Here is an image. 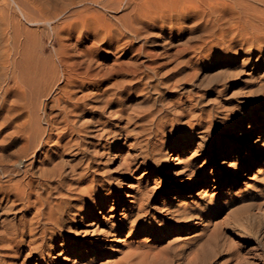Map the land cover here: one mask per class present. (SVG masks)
<instances>
[{
    "label": "rangeland",
    "instance_id": "rangeland-1",
    "mask_svg": "<svg viewBox=\"0 0 264 264\" xmlns=\"http://www.w3.org/2000/svg\"><path fill=\"white\" fill-rule=\"evenodd\" d=\"M231 1L0 0V164L3 163L0 165V197L7 193L14 180H28L25 171H22L26 168L22 167L21 172H17L16 164L24 158L25 163L33 161L30 160L32 150L42 135L41 130L48 128V118L55 111L64 110L61 106L64 101L59 97L69 87L65 86L64 76H60L66 70L75 77L73 80H77L75 97L86 94L89 97L85 103L94 104L92 106L105 104V120L109 123V129L102 137L96 132L99 134L97 137L84 141L85 144L90 143V146H86L85 153L74 160H71L74 158L71 154L63 155V159L59 158L65 162V177L68 180L73 176L74 167H70L75 166L73 162L85 167L86 159L89 161V157L98 156L99 164L103 165V180L118 197L115 201H112V197L107 200L105 216L124 221L131 214L139 216L141 213V226L147 224L150 228L153 225L155 230L150 235L149 230L128 233L126 229L116 239L121 241L124 249L129 250L131 245V249L159 253V249L163 248L169 254L177 249L184 251L183 255L186 257H189L191 250H196L199 255L194 261L197 264H242L233 256L235 252L252 257L257 252V240L264 242V0H253L254 4L251 0ZM206 2L211 6L207 5L206 8ZM80 80L89 86L83 93ZM109 88H112L111 92ZM114 95L118 96V100ZM51 104L54 108L57 106L56 110ZM67 106L72 105L67 103ZM67 109L65 111L69 113L71 108ZM65 111L59 117L61 120ZM97 115L84 114L79 117L78 122L96 123L100 117ZM218 120L227 124L226 132L219 138L210 140L207 136L208 125L210 122L215 124ZM32 124H39L36 128L33 127L35 135L31 130ZM60 125L62 124L58 123L53 130L59 132L62 128ZM158 127L164 131L161 134L164 137L158 135V141L164 144H159L155 156L149 158L147 153L150 149L146 148L152 147L156 139L154 130ZM22 129L27 132L24 133ZM204 129L206 131L202 132ZM151 133L154 136L149 137L148 141L146 137ZM25 136H28L27 139ZM250 136L254 143L245 150L241 167L224 168L226 153L220 155L216 150L223 144L233 148ZM109 140L108 144L106 141ZM104 144L107 148L101 146ZM50 145L53 147L52 143ZM140 148L143 151L141 155ZM205 148L216 152L206 153ZM137 153L144 157L140 160L145 159V163L131 178L125 177L128 173L125 161L127 157H134ZM259 154H262V159L257 162ZM43 157L38 158L43 160ZM188 160H191L190 166L185 162ZM38 162L35 169L39 165L45 168L43 163L41 165ZM248 164H253L251 169L245 167ZM97 168L88 173L98 174ZM236 170L240 171L239 182L234 181ZM36 176H33L34 195L47 194V189L39 183L41 178ZM106 176L107 180H113H105ZM178 179L184 182L180 184ZM191 182L198 184L195 191L182 192L180 197H175L177 187L186 188ZM129 193L136 195L139 201ZM34 197L33 199L36 198ZM54 197H59V193L55 192ZM16 200L17 197L11 194L0 201V264L74 263L72 258L68 261L57 259L60 250L52 251L50 242L47 248L49 250L46 249L50 257L41 261L38 260L39 255L33 254L28 247L26 249L22 242L28 238L31 240L32 237L24 239L19 231L20 233L13 234L17 235V241L14 240L12 233L17 232L15 229L26 214L23 208L25 201ZM10 204L12 209L9 208ZM143 211L146 215L142 214ZM100 217L98 215L95 221L100 220ZM238 224H243L246 228L244 231L233 232L237 230ZM11 237V241L6 240ZM229 240L237 246V250H231L232 253L224 248ZM16 243L21 245L22 252L33 254L30 261L26 262L24 259L25 253L17 254L19 246ZM84 245L87 249L93 247L86 243ZM116 258L117 256L102 255L97 264H107ZM188 259L185 264H191Z\"/></svg>",
    "mask_w": 264,
    "mask_h": 264
},
{
    "label": "bare ground",
    "instance_id": "bare-ground-1",
    "mask_svg": "<svg viewBox=\"0 0 264 264\" xmlns=\"http://www.w3.org/2000/svg\"><path fill=\"white\" fill-rule=\"evenodd\" d=\"M228 1V0H227ZM233 1V0H232ZM231 1V2H232ZM247 1V0H246ZM250 1V0H249ZM256 0H254L255 2ZM208 2V0H207ZM207 2H206V8H207ZM230 2V3H231ZM251 2L253 3V0H251ZM204 3V2H202ZM205 4V3H204ZM227 4V2H226ZM254 4V3H253ZM221 5V4H220ZM230 5V4H229ZM256 5V4H255ZM208 6H211L208 5ZM227 6V5H226ZM238 6V5H236ZM259 6V5H258ZM235 7V6H234ZM262 7V6H261ZM205 8V9H206ZM218 8V7H217ZM226 8V7H225ZM264 8V7H263ZM229 9V8H227ZM242 9V7H241ZM204 10V9H203ZM209 10V9H208ZM212 10V9H211ZM220 10V8L218 9V11ZM224 10V9H223ZM252 10V9H250ZM254 10V9H253ZM257 10V9H256ZM227 11V10H226ZM225 11V12H226ZM208 12V11H207ZM222 12V11H220ZM206 13V12H205ZM213 13V12H212ZM224 13V12H223ZM233 13V12H232ZM249 13V12H248ZM239 14V13H238ZM221 15V14H220ZM227 15V14H226ZM234 15V13H233ZM236 15V14H235ZM234 15V16H235ZM224 16V15H223ZM228 16V15H227ZM232 16V15H231ZM242 16V15H241ZM226 18V17H224ZM229 18V17H227ZM231 18V17H230ZM243 18V17H242ZM251 19V17H249ZM256 18V17H255ZM245 19V18H244ZM257 19V18H256ZM225 20V19H224ZM230 20V19H228ZM246 21V20H245ZM259 21V20H258ZM261 21V20H260ZM235 22V21H234ZM252 22V20H251ZM255 22V21H254ZM259 24V23H258ZM227 26V25H226ZM243 26V25H242ZM224 27V26H223ZM231 28V27H230ZM251 29V28H250ZM220 30V29H219ZM243 30V29H242ZM218 31V30H217ZM216 32V31H215ZM222 32V31H221ZM248 32V31H247ZM214 34V32H212ZM220 32L217 33V35H219ZM231 33V32H230ZM249 33V32H248ZM228 34V33H227ZM229 35V34H228ZM237 35V34H236ZM253 36V35H252ZM219 37V36H218ZM243 37V36H242ZM235 39V37H234ZM250 39V38H249ZM237 41H240V39H237ZM243 41V40H241ZM235 43V42H234ZM237 43V42H236ZM235 43V44H236ZM244 43V41H243ZM248 43V42H247ZM240 44V43H239ZM246 44V43H245ZM233 45V44H231ZM238 45V44H237ZM244 45V44H243ZM246 46V45H244ZM248 46V45H247ZM255 46V45H254ZM250 47V46H249ZM239 48V47H238ZM255 48V47H254ZM211 49V48H210ZM209 49V50H210ZM245 50V48H244ZM213 51V50H212ZM66 58V57H65ZM67 59V58H66ZM71 60V59H70ZM89 60V59H88ZM94 60V59H93ZM260 60V59H259ZM62 61V59H61ZM79 61V60H78ZM77 61V63H79ZM86 61V60H85ZM97 61V60H96ZM67 62V60H66ZM87 62V61H86ZM101 63V61H100ZM104 63V62H103ZM138 63V62H137ZM85 64V63H84ZM88 64V63H87ZM95 64V63H94ZM254 64V63H253ZM82 65V64H81ZM143 66V64H141ZM63 66V65H62ZM80 66V65H79ZM138 66V65H137ZM74 67V65H73ZM89 67V66H88ZM62 68V67H59ZM58 68V69H59ZM64 68V67H63ZM53 69V68H52ZM70 69V68H69ZM60 70V69H59ZM64 70V69H63ZM47 71V70H46ZM51 71V70H50ZM55 71V70H53ZM72 71H74V69H72ZM75 72V71H74ZM142 72V71H141ZM49 73V72H48ZM54 73V72H53ZM60 73V72H59ZM76 73V72H75ZM74 74V73H73ZM77 74V73H76ZM80 75V74H79ZM66 79V87H69V89L67 91H65L62 95V97H59L60 100L64 101V103L62 102L61 106L64 109L63 111H65V109H67V103H71V108L70 112L68 113V111L64 112V115L62 116V120L61 118H59L61 116V114L63 113V111H58L54 114H52L51 117L48 118V128L42 129L40 128L41 132V136L39 138V140H37L38 142L36 143V147L34 150H32L31 153V158L30 160L33 159L32 162L30 163H25L26 159H21L17 162V166L18 168H16L17 172H21L22 167H25V174L28 177L27 181L21 180V179H16L13 181L12 186L10 187V189L7 191V193L0 199V201L2 202V199L5 200L6 198H8L9 195H14L17 197V199L19 200H24L25 201V205H24V209L26 210V214L24 215L25 217L20 219L19 222V226H15L16 229L15 231H17L16 233H12V235L20 233L19 231H21L22 235L28 238V237H32L31 240H23L22 242H24V245L27 247L32 249L33 254L37 253L39 255L38 260L44 261L47 257H50V253L46 251V249L48 248L49 242L51 244V250H60V253L57 254V259H64L66 261H68L69 258H72L74 260V263L69 262L67 264H97V262L99 261L98 259L100 257H102V255H106V257L109 256H117L116 260H112L110 262H108L107 264H185L186 263V259L189 258V263H193L197 264V261H194L196 259V257L199 255L198 252L191 250L189 257H186L183 255V253H185L184 251H177L176 252H172L169 254V252H166V250H162L159 249L160 247H156L158 248L160 251L159 253H153L152 250H138V249H131V245H130V249L129 250H125L123 245L121 244V241L118 242L116 239L117 237H119L118 235L121 234L123 231H125L126 229H128V233H135L137 231L141 232V231H151L150 235L154 234V228L153 225H150V228L147 226V224L143 226H141L142 222H141V218L142 215L139 214H131L130 216H128V218H126L127 220L124 221H118L114 218L111 217H107L104 214V211L106 210V204H107V200L109 198L112 199V201H115L118 197L115 191H111L110 187L107 186V182H105L103 179V174H101L103 172V169L98 162V156H94V158L89 157V161L87 160V163L85 165V167H82L81 165H79V163L77 164L75 163V166H70V167H74L73 168V172L72 175L75 177L74 179L72 178L73 176H71V179L67 180V177H65V173H64V166H65V162L63 163L62 160H60L62 157L63 159V155H67V154H71V156H73L74 158L71 160H74L75 158H77L79 155L84 154L85 153V148L86 146H90L89 144H85L83 143L84 141H89V138L97 137V135L101 134L100 136L102 137L107 131L108 133V129H109V123L107 120H105V113H106V108H105V104L103 106H101V104H98V106H92L89 105L88 102L85 103V100L87 97L85 95H81V96H77L75 97V93L77 92L76 89L77 88V80H73L74 78L72 77V74L69 71H62V75L60 77H63ZM76 76V75H74ZM16 77V76H15ZM78 77V76H77ZM63 78V79H64ZM73 78V79H72ZM80 79V78H78ZM84 80V79H83ZM64 81V80H63ZM81 81V80H80ZM83 81H81V89L83 90L82 93L84 92L85 88H89V86H87L85 83H82ZM104 82V81H103ZM79 83V84H80ZM90 83V82H89ZM95 83V81H94ZM105 84V83H104ZM93 85V84H92ZM98 85V84H97ZM64 86V85H63ZM92 87V86H91ZM110 89V88H109ZM108 89V90H109ZM62 90V89H61ZM65 89L63 88V91ZM80 90V89H79ZM88 90V89H87ZM103 90V89H101ZM105 90V89H104ZM112 88L110 89L109 92H111ZM116 90V89H113ZM120 91V90H119ZM118 91V92H119ZM90 92V91H89ZM96 92V90H95ZM99 93V91H97ZM105 92V91H102ZM101 92V93H102ZM121 92V91H120ZM80 93V92H79ZM137 93V92H136ZM116 94V93H115ZM88 95V94H87ZM93 95V94H91ZM117 95V94H116ZM123 95V94H122ZM121 95V96H122ZM127 95H129L127 93ZM94 96V95H93ZM105 96V95H104ZM111 96V94L109 95ZM58 97V96H57ZM101 97V96H100ZM114 97H116L114 95ZM118 97V96H117ZM115 98L116 100H118V98ZM91 98V97H90ZM95 98V97H94ZM104 98V97H103ZM102 98V99H103ZM107 99V98H106ZM105 99V100H106ZM122 99V98H121ZM111 99H108V101ZM114 100V99H113ZM57 101V100H56ZM54 100V102H56ZM112 102V101H111ZM116 102V101H115ZM122 102V100L120 101ZM58 103V102H57ZM61 103V102H60ZM58 103V104H60ZM124 103V102H123ZM117 104V103H116ZM52 105V104H51ZM53 107V105H52ZM60 107V106H58ZM110 107V106H109ZM123 107V106H122ZM51 108V107H50ZM54 108V107H53ZM57 108V106H56ZM56 108H54L56 110ZM61 108V107H60ZM119 108V107H118ZM228 108V107H225ZM235 108V107H234ZM233 108V109H234ZM67 109V110H68ZM224 109V108H222ZM232 109V110H233ZM52 110V109H51ZM50 110V111H51ZM115 110V109H114ZM154 110V109H153ZM110 111V110H109ZM113 111V110H112ZM112 111L110 113H112ZM225 111V110H224ZM228 111V109H227ZM226 111V112H227ZM151 112V111H150ZM217 113H219L218 111H216ZM222 112V111H221ZM98 114L100 117L96 120V123H91L87 122V123H82L79 124L78 120L79 117H81L84 114ZM108 113V112H107ZM121 113V112H120ZM224 113V112H223ZM113 114V113H112ZM115 114H117V109ZM115 114H113V116H115ZM216 114V113H215ZM46 115V114H45ZM97 115V116H98ZM214 115V113H213ZM111 116V117H113ZM118 116V115H116ZM126 116V113H125ZM226 116V115H225ZM224 116V117H225ZM96 117V116H95ZM107 117H110L107 116ZM121 117V116H120ZM119 117V118H120ZM219 117V116H218ZM83 118V117H82ZM92 118V117H91ZM117 118V117H116ZM212 118V117H211ZM215 118V117H214ZM220 118V117H219ZM222 118V117H221ZM60 119V121H59ZM213 119V118H212ZM227 119V116H226ZM89 120V118H88ZM92 120V119H90ZM206 120V119H204ZM203 120V121H204ZM210 120V119H209ZM208 120V122H209ZM225 120V119H224ZM110 121V120H109ZM123 121V120H122ZM62 122V123H61ZM84 122V120H83ZM93 122V121H92ZM120 122V121H119ZM207 122V121H205ZM207 122V124H208ZM47 122H45L46 124ZM62 124L60 125L59 132L58 130H53L54 127L56 128L57 124ZM117 123V122H115ZM199 123V122H198ZM44 124V126H45ZM113 124V123H112ZM119 124V123H118ZM124 124V122H123ZM33 125V124H32ZM31 125V126H32ZM39 125V124H38ZM37 125V126H38ZM114 125V124H113ZM121 125V124H120ZM159 125V124H158ZM157 125V126H158ZM195 125V124H192ZM204 125V124H203ZM37 126H32L31 130L33 132V127H37ZM41 126V124H40ZM47 126V125H46ZM45 126V127H46ZM122 126V125H121ZM209 127V132H208V137L210 140L212 139H216L219 138L221 135H223L226 132L227 129V124H225L222 120H218L215 124H213V122L209 123L208 125ZM30 127V126H28ZM28 127L26 129H28ZM59 127V125H58ZM57 127V128H58ZM123 127V126H122ZM166 127V126H164ZM207 127V126H206ZM39 128V127H38ZM200 128V127H199ZM120 129V128H119ZM124 129V127H123ZM134 129V128H133ZM136 129V127H135ZM139 130V128H137ZM141 129V127H140ZM150 129V128H149ZM156 129V128H155ZM192 129V128H191ZM201 129V128H200ZM111 130V129H110ZM23 131V129H22ZM26 131V130H24ZM23 131V132H24ZM57 131V132H56ZM119 131V130H118ZM136 131V130H135ZM153 131V130H150ZM149 131V132H150ZM206 129L202 130V132H205ZM27 132V131H26ZM36 132V131H35ZM47 132V133H46ZM96 132L99 134H96ZM110 132V131H109ZM112 132V131H111ZM155 141H153V145H152V149L147 147L146 149H150L148 151V157H152L153 155L155 156V152L158 151L157 148L160 147L159 144H162L158 141V135H161L163 131V129H161L160 127L157 128V130L155 131ZM198 132V131H197ZM228 132V131H227ZM25 133V132H24ZM29 133L31 134V132L29 131ZM39 133V132H38ZM46 133V134H45ZM124 133V132H123ZM153 133V132H152ZM150 134L149 136L146 137V139L149 141V137H151L153 134ZM201 133V132H200ZM233 133V132H232ZM111 134V133H110ZM113 134V133H112ZM111 134V135H112ZM115 134V133H114ZM126 134V132H125ZM22 135V133H21ZM20 135V136H21ZM33 135H35V133L33 132ZM106 135V134H105ZM121 135V134H120ZM119 135V136H120ZM136 135V132H135ZM258 135V134H255ZM24 136V135H23ZM22 136V137H23ZM99 136V137H100ZM109 136V135H108ZM128 136V135H127ZM154 136V135H153ZM162 137H164L163 135H161ZM205 136V135H204ZM28 136H25V138L27 139ZM32 138V136L29 135V138ZM38 137V136H37ZM143 137V136H142ZM24 138V139H25ZM35 138V137H34ZM106 138V137H104ZM116 138V137H114ZM197 138V137H196ZM202 138V136L200 137ZM21 139V137H20ZM23 139V138H22ZM108 139V138H107ZM105 139V140H107ZM135 139V138H134ZM141 139V138H140ZM145 139V138H144ZM142 139V140H144ZM164 139V138H163ZM263 139V138H262ZM146 140V141H147ZM161 140V139H159ZM165 140V139H164ZM258 140V139H257ZM25 141V140H24ZM145 141V140H144ZM147 141V142H148ZM205 141V140H204ZM209 141V140H208ZM30 142V141H28ZM91 142V141H90ZM108 144L110 143L109 141H106ZM112 142V141H111ZM164 142V141H163ZM53 145V147H50L51 144ZM98 143V142H97ZM100 143V142H99ZM113 143V142H112ZM133 143V142H132ZM145 143V142H144ZM254 143V140L251 138V136L246 139L244 142L242 143H238L236 146H234L233 148L228 147V144H223L218 150H216L220 155H223L224 153H226L224 156V165L226 169H229L230 167L232 168H237L239 169L242 165V161L245 159V150L250 148L252 146V144ZM257 143V141H256ZM264 143V142H263ZM24 145L27 143H23ZM92 144V143H91ZM137 144V143H135ZM147 143H145L146 145ZM164 144V143H163ZM162 144V146H163ZM201 144V143H200ZM207 144V143H206ZM19 145V144H18ZM24 145H22L24 147ZM93 145V144H92ZM143 144V146H145ZM48 146L50 148H48ZM103 147H105L106 145H101ZM133 146V144H132ZM149 146V145H148ZM177 146V145H176ZM198 146V145H197ZM201 146V145H200ZM21 147V148H23ZM28 147V145H27ZM135 147V146H134ZM25 148V147H24ZM32 147H30L31 149ZM98 148V147H97ZM102 148V147H101ZM107 148V146H106ZM164 148V147H163ZM96 149V148H94ZM138 149V148H137ZM161 149V148H159ZM201 149V148H200ZM216 149V148H215ZM263 149V148H262ZM17 150V149H16ZM105 150V149H104ZM139 150H141L139 152V154H143L142 149L140 148ZM198 150V149H197ZM18 151V150H17ZM22 151V150H21ZM29 151V150H28ZM88 151V150H87ZM91 151V150H90ZM99 151V150H98ZM103 151V149L101 150ZM160 151V150H159ZM204 151L206 153L212 151V153H215V150H208L207 148L204 149ZM16 152V151H15ZM93 152V150H92ZM92 152L90 154H92ZM146 152V151H145ZM144 152V153H145ZM20 153V152H19ZM89 153V152H88ZM99 153V152H97ZM13 154V152H12ZM89 154V155H90ZM139 154H135L134 157L133 156H129L127 157V160L125 161V167L126 170H128V173L125 174V177L131 178L136 172L137 170L142 167V165L145 163V159H143V161H141V158H144L143 156H139ZM205 154V153H204ZM16 155V154H15ZM30 155V154H29ZM27 155V157L29 156ZM44 155V157H43ZM96 155V154H95ZM126 155V154H125ZM162 155V154H161ZM159 155V156H161ZM4 156V155H3ZM19 156V155H18ZM22 155H20L21 157ZM93 156V155H92ZM2 157V156H1ZM9 157V156H8ZM19 157V158H20ZM38 157H43V160H39ZM7 158V157H6ZM5 158V159H6ZM16 158V157H15ZM14 158V159H15ZM18 158V159H19ZM23 158V157H21ZM60 158V159H59ZM65 158V157H64ZM105 158V157H104ZM125 158V157H124ZM161 158V157H159ZM3 159V160H5ZM12 159V158H11ZM41 159V158H40ZM81 159V158H80ZM84 159V158H83ZM100 159V158H99ZM141 159V160H140ZM155 159V157H154ZM158 159V158H157ZM248 159V158H247ZM262 159V154L258 155L257 158V162H259ZM8 160V159H7ZM68 160V161H71ZM85 160V161H86ZM153 160V158H152ZM17 160L15 159V162ZM37 161H39L42 165V163L45 165L44 166H38L36 169V165H37ZM100 161V160H99ZM141 161V164H139V162ZM212 161V160H211ZM38 162V163H39ZM95 162H98V164H96ZM187 165L190 166L191 164V160L185 161ZM68 163V162H67ZM72 163V162H71ZM72 163V164H73ZM83 163V162H82ZM155 163V161H154ZM3 164V163H2ZM0 164V165H2ZM51 165V167L49 168V166ZM70 164V162H69ZM81 164V163H80ZM85 164V163H84ZM82 164V165H84ZM169 164H172V162H169ZM14 165V163H13ZM15 165V167H16ZM156 165V164H155ZM251 165L253 164H248L247 169H251ZM6 166V165H5ZM32 166V167H30ZM68 166V165H67ZM66 166V167H67ZM123 166V165H122ZM3 167V166H2ZM8 167V166H7ZM95 167H98V174H89L88 172H91L92 170L95 171ZM153 167V166H152ZM9 168V167H8ZM189 168V167H188ZM13 169V167L11 168ZM10 169V170H11ZM24 169V168H23ZM71 169V168H70ZM107 169V167H106ZM142 169V168H141ZM190 169V168H189ZM261 169V168H260ZM8 170V169H7ZM72 170V169H71ZM120 170V169H119ZM124 170V169H123ZM3 171H4V167H3ZM12 171V170H11ZM68 171V170H67ZM172 171V170H171ZM6 172V169H5ZM66 172V171H65ZM121 172V171H120ZM125 172V171H124ZM146 172V171H145ZM9 173V172H7ZM112 173V172H111ZM177 173V172H176ZM13 174L15 175V173L13 172ZM12 174V175H13ZM17 174V173H16ZM20 174V173H19ZM113 174V173H112ZM181 174V173H180ZM18 175V174H17ZM37 175V176H36ZM109 175V174H108ZM107 175V176H108ZM122 175V174H121ZM177 175V174H176ZM226 175V174H225ZM235 175V182H239L240 180V171L236 170V172H234ZM16 176V175H15ZM14 176V177H15ZM33 176L36 177H40L41 178V185L47 189V194L45 195H37L34 193V189L35 187H33L34 185V180ZM67 176V174H66ZM91 176V178L89 179L88 177ZM106 176V179L107 178ZM114 176V175H113ZM9 177V176H7ZM21 177V175H20ZM19 177V178H20ZM22 178V177H21ZM26 178V177H25ZM37 179V178H36ZM115 179V178H114ZM109 180H113V179H109ZM107 180V181H109ZM37 181V180H36ZM35 181V182H36ZM178 182L180 184H182L184 182V180L182 179H178ZM8 183V182H7ZM12 183V182H11ZM114 183V182H113ZM118 183V182H117ZM120 184V183H119ZM40 185V184H39ZM118 185V184H117ZM116 186V185H115ZM120 186V185H119ZM198 187V184L195 182H191L186 188H182L177 187L175 189V193L177 196L175 197H180L182 192H193L196 190V188ZM67 189V190H66ZM116 189V188H115ZM0 190H2V187L0 185ZM66 191V192H65ZM3 192V191H1ZM37 192V190H36ZM39 192V191H38ZM37 192V193H38ZM58 192L59 193V197L55 198L54 197V193ZM138 192V191H137ZM4 193H5V189H4ZM40 193V192H39ZM1 194V193H0ZM35 194V195H34ZM126 194V193H125ZM56 195H58L56 193ZM55 195V196H56ZM128 195H132L134 198L138 197L136 195H133L132 193H129ZM36 198H35V197ZM74 196H77L76 198H74ZM120 199H123V196ZM33 197L35 199H33ZM11 198V196H10ZM33 199V200H32ZM16 200V201H18ZM19 200V201H20ZM10 201V199H9ZM18 201V202H19ZM131 201V200H130ZM139 201V199H138ZM17 202V203H18ZM22 202V201H21ZM134 202V201H133ZM141 202V201H140ZM4 204V203H3ZM113 204V203H112ZM138 204V203H137ZM2 205V204H1ZM16 205V203H15ZM18 205V204H17ZM111 205V204H110ZM109 205V206H110ZM139 205V204H138ZM143 205V204H140ZM10 209H12V205H9ZM4 207V206H3ZM15 207V206H14ZM108 207V206H107ZM140 207V206H139ZM8 208V209H9ZM19 209V208H18ZM23 209V210H24ZM141 209V208H140ZM144 209V208H143ZM7 210V209H6ZM22 210V211H23ZM24 210V211H25ZM35 210V211H34ZM137 210V209H136ZM11 211V210H10ZM19 211V210H17ZM34 211V212H33ZM146 211V210H145ZM9 212V210L7 211ZM145 213L144 211L142 212V214ZM11 214V213H10ZM16 214V213H15ZM6 215V213H5ZM8 215V214H7ZM101 216L100 220L95 221L97 216ZM107 215V214H106ZM146 215V214H143ZM245 215V214H243ZM12 216V215H11ZM249 216V215H248ZM251 216V215H250ZM21 217V216H20ZM244 217V216H243ZM124 218V217H123ZM144 218V217H143ZM250 218V217H249ZM252 218V217H251ZM239 219V218H238ZM12 220V219H11ZM18 220V219H17ZM145 221V219H144ZM162 221V220H161ZM160 221V222H161ZM177 221V220H176ZM245 221V220H244ZM249 221V220H248ZM252 221V219H251ZM256 221V220H255ZM10 222V221H9ZM15 222V221H14ZM13 222V223H14ZM179 222V220H178ZM235 222V221H234ZM239 222V221H238ZM8 223V222H7ZM18 223V221H17ZM10 224V223H9ZM233 224V223H232ZM16 225V224H15ZM206 225V224H205ZM12 226V225H10ZM177 226V225H176ZM183 226V225H182ZM13 227V226H12ZM156 227V226H155ZM237 230H233V232H238V231H244V229L246 228L245 225L243 224H238L236 226ZM256 227V226H255ZM182 228V227H181ZM190 228V227H189ZM204 228V227H203ZM206 228V227H205ZM208 228V227H207ZM7 229V228H6ZM10 229H12L14 231L13 228L10 227ZM4 230V229H3ZM204 230V229H203ZM14 231V232H15ZM179 231V230H178ZM257 231V230H256ZM3 231H1L2 233ZM7 232V231H6ZM208 232V231H207ZM160 233V232H159ZM7 234V233H6ZM158 234V232H157ZM11 235V236H12ZM13 235V236H14ZM125 235V234H124ZM206 235V232H205ZM8 237L10 236L9 234L7 235ZM127 236H129V234H127ZM126 236V237H127ZM207 236V235H206ZM209 236V235H208ZM207 236V237H208ZM14 240L17 241L16 236H14ZM162 237V236H161ZM212 237V236H211ZM217 237V236H216ZM3 238V237H2ZM129 238V237H128ZM218 238V237H217ZM6 239V238H5ZM119 239V238H118ZM205 239V238H204ZM227 239V238H226ZM6 240H12L11 238H7ZM213 240V238L211 239ZM218 240V239H217ZM14 241V243H15ZM256 241V240H255ZM257 252L253 253L252 257H248V256H244L245 254L241 252H239L240 254H237V252L233 253V256L237 257L239 259V261L242 264H264V242L263 240H257ZM6 242V241H5ZM4 242V243H5ZM9 242V241H8ZM21 242V243H22ZM115 242H118L117 244ZM127 242V241H126ZM125 242V244H126ZM20 243V244H21ZM84 243L92 245L93 247L91 249H87V246L84 245ZM128 243V242H127ZM213 243V242H212ZM224 243V242H223ZM17 244V243H16ZM107 244V246L105 247L104 245ZM155 244V243H154ZM127 245V244H126ZM216 245V244H214ZM224 245V244H223ZM17 246H19L18 250H17V254L23 255L25 253V257L24 259L26 260V262L30 261L33 258V254H28L27 251L22 252L21 249V245L17 244ZM23 246V245H22ZM171 246V245H170ZM173 246V245H172ZM178 246V245H177ZM213 246V244L211 245V247ZM226 247L225 251L232 253V249L237 247L236 244L234 242H232L231 240H229L228 242H226L225 244ZM12 247V246H11ZM10 247V248H11ZM15 247V246H14ZM49 247V248H50ZM129 247V246H128ZM155 247V246H154ZM204 247V246H203ZM223 247V246H222ZM165 248V247H164ZM172 248V247H171ZM170 248V249H171ZM178 248V247H177ZM181 248V247H180ZM29 249V250H30ZM143 249V248H142ZM151 249V248H150ZM204 249V248H203ZM236 249V248H235ZM10 250V249H9ZM16 250V249H15ZM49 250V249H47ZM157 250V249H156ZM155 250V251H156ZM182 250V249H181ZM205 250V249H204ZM237 250V249H236ZM255 250V249H254ZM14 251V249H13ZM158 251V250H157ZM207 251V250H206ZM51 252V251H50ZM205 252V251H204ZM222 252V251H220ZM219 252V253H220ZM253 252V251H252ZM27 253V254H26ZM31 253V252H30ZM223 253V252H222ZM251 253V252H250ZM10 254V253H9ZM12 254V253H11ZM162 254V255H161ZM119 255V257H118ZM220 255V254H219ZM15 256V255H14ZM19 256V255H18ZM202 256V255H201ZM250 256V255H249ZM105 257V256H104ZM186 257V258H185ZM211 257V255H210ZM11 258V257H10ZM198 258V257H197ZM206 258V257H205ZM234 258V257H233ZM18 259V257H17ZM23 259V260H24ZM71 259V261H72ZM228 259V258H227ZM226 259V260H227ZM3 260V259H2ZM5 260V259H4ZM24 260V261H25ZM111 260V259H110ZM201 261H203L202 259H200ZM208 260L205 259V261ZM229 260H231L229 258ZM6 261V260H5ZM23 261V262H24ZM108 261V260H107ZM238 261V260H237ZM11 262V261H9ZM223 262V261H222ZM225 262V261H224ZM15 263V262H14ZM188 263V262H187ZM205 263V262H204Z\"/></svg>",
    "mask_w": 264,
    "mask_h": 264
}]
</instances>
